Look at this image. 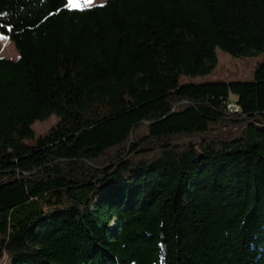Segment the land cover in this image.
<instances>
[{
    "label": "trees",
    "instance_id": "16d2710c",
    "mask_svg": "<svg viewBox=\"0 0 264 264\" xmlns=\"http://www.w3.org/2000/svg\"><path fill=\"white\" fill-rule=\"evenodd\" d=\"M65 3L0 0V264H264V63L179 85L264 53V0Z\"/></svg>",
    "mask_w": 264,
    "mask_h": 264
},
{
    "label": "rangeland",
    "instance_id": "374dc122",
    "mask_svg": "<svg viewBox=\"0 0 264 264\" xmlns=\"http://www.w3.org/2000/svg\"><path fill=\"white\" fill-rule=\"evenodd\" d=\"M106 1L107 0H93L92 5L88 8L101 6L105 4ZM216 54L218 64L211 74L205 77L196 78L182 77L179 81V85L248 83L253 80L254 70L257 65L264 63V53L251 58H234L220 49H217ZM19 57V53L14 43L4 35L0 34V58L10 61H17ZM57 120V117L52 115L43 122H35L32 125L35 138H38L47 132L57 122ZM2 264H10V261L4 259Z\"/></svg>",
    "mask_w": 264,
    "mask_h": 264
},
{
    "label": "snow or ice",
    "instance_id": "6c2138e0",
    "mask_svg": "<svg viewBox=\"0 0 264 264\" xmlns=\"http://www.w3.org/2000/svg\"><path fill=\"white\" fill-rule=\"evenodd\" d=\"M93 0H66L65 8L72 11H84L90 7Z\"/></svg>",
    "mask_w": 264,
    "mask_h": 264
},
{
    "label": "built area",
    "instance_id": "2783aa9c",
    "mask_svg": "<svg viewBox=\"0 0 264 264\" xmlns=\"http://www.w3.org/2000/svg\"><path fill=\"white\" fill-rule=\"evenodd\" d=\"M236 103L232 100V98L230 97L229 100L225 103V107H226V110L229 112H232L233 111V107ZM236 112H239L237 110H234L232 113H236Z\"/></svg>",
    "mask_w": 264,
    "mask_h": 264
},
{
    "label": "bare ground",
    "instance_id": "6f19581e",
    "mask_svg": "<svg viewBox=\"0 0 264 264\" xmlns=\"http://www.w3.org/2000/svg\"><path fill=\"white\" fill-rule=\"evenodd\" d=\"M234 110L239 111V110H238V107H237L236 105H234V107H233V111H234ZM233 111H232V112H233ZM229 112H230V111H229ZM232 112H231V113H232Z\"/></svg>",
    "mask_w": 264,
    "mask_h": 264
},
{
    "label": "water",
    "instance_id": "95a60500",
    "mask_svg": "<svg viewBox=\"0 0 264 264\" xmlns=\"http://www.w3.org/2000/svg\"><path fill=\"white\" fill-rule=\"evenodd\" d=\"M177 108V106L174 108V110Z\"/></svg>",
    "mask_w": 264,
    "mask_h": 264
}]
</instances>
